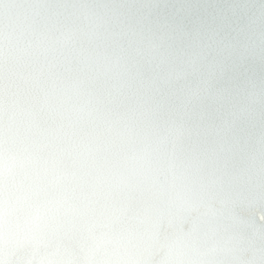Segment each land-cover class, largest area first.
<instances>
[{
    "label": "clouds",
    "instance_id": "1",
    "mask_svg": "<svg viewBox=\"0 0 264 264\" xmlns=\"http://www.w3.org/2000/svg\"><path fill=\"white\" fill-rule=\"evenodd\" d=\"M7 0H0V6ZM16 34L0 19V86L26 53L71 67L70 83L110 114L84 121L97 163L144 201V224L119 249L88 247L76 264H264V0H17ZM38 41L29 49L28 41ZM92 66L88 68V64ZM94 69V70H92ZM118 70V71H117ZM31 88L64 90L50 80ZM27 98L21 104L28 103ZM79 105H77L78 107ZM7 118L5 117V122ZM7 144L5 147L7 148ZM166 185V188H161ZM209 188V192H201ZM228 203L221 216L189 200ZM33 209L0 212V264H42ZM164 237L158 242L154 222ZM154 255L143 258L147 247Z\"/></svg>",
    "mask_w": 264,
    "mask_h": 264
},
{
    "label": "snow or ice",
    "instance_id": "2",
    "mask_svg": "<svg viewBox=\"0 0 264 264\" xmlns=\"http://www.w3.org/2000/svg\"><path fill=\"white\" fill-rule=\"evenodd\" d=\"M18 7L17 0H7L0 6V19H8L13 35L16 17L12 14ZM34 43L38 45V41H28L27 47L31 49ZM21 60L26 62L9 80L7 102L0 86V212L5 206L34 210L28 221L32 226L30 239L45 256L42 264H57L50 259L53 256L73 257L89 243L96 249H119L143 226L144 201L125 194L121 181L97 163V154L109 151L108 145L81 140L84 121L110 122V114L102 112L93 99L79 103L78 84L66 86V81H71L68 62H63L61 71V63L47 54L41 60L26 53ZM88 68L92 66L88 64ZM45 79L64 90L59 104L50 100L55 89L40 90L39 98L31 101L32 90L27 86L38 87ZM22 98L29 102L22 105ZM197 208L221 216L227 212L228 203L217 207L201 196L187 201L178 217L183 219ZM154 230L158 242L163 240L158 221L154 222ZM157 247H147L142 257L154 255ZM59 264L76 262L67 259Z\"/></svg>",
    "mask_w": 264,
    "mask_h": 264
},
{
    "label": "water",
    "instance_id": "3",
    "mask_svg": "<svg viewBox=\"0 0 264 264\" xmlns=\"http://www.w3.org/2000/svg\"><path fill=\"white\" fill-rule=\"evenodd\" d=\"M117 71H118V70H117ZM215 206H217V207H218L219 205H215Z\"/></svg>",
    "mask_w": 264,
    "mask_h": 264
}]
</instances>
